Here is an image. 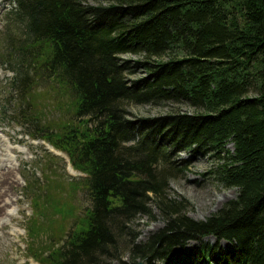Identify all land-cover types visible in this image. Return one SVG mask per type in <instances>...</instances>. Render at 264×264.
I'll return each instance as SVG.
<instances>
[{
    "label": "trees",
    "instance_id": "16d2710c",
    "mask_svg": "<svg viewBox=\"0 0 264 264\" xmlns=\"http://www.w3.org/2000/svg\"><path fill=\"white\" fill-rule=\"evenodd\" d=\"M10 2L2 125L20 120L24 136L65 154L89 198L78 228L33 254L38 264H264V0ZM39 80L71 99L59 131L33 114ZM166 102L194 111L136 120L126 111ZM184 151L211 154L209 174L237 190L201 221L168 193ZM156 216L162 228L137 241L135 222ZM205 237L231 248L183 252Z\"/></svg>",
    "mask_w": 264,
    "mask_h": 264
},
{
    "label": "rangeland",
    "instance_id": "374dc122",
    "mask_svg": "<svg viewBox=\"0 0 264 264\" xmlns=\"http://www.w3.org/2000/svg\"><path fill=\"white\" fill-rule=\"evenodd\" d=\"M103 1L88 0V3ZM12 6L10 0H0V53L5 46L7 14ZM14 26L12 30L16 31L13 33H17ZM123 58L135 60L138 56L125 55ZM141 75L142 72H138L133 77ZM12 77L13 74L0 65V110L4 100L7 101L3 93ZM30 100L33 114L52 130L59 131L63 122L69 120L71 99L55 81L39 80ZM5 107L10 109L13 106ZM126 111L129 119L136 120L174 111L193 113L194 110L186 104L166 102L159 106L130 105ZM19 124L20 120L14 118V122L2 125L0 118V181L7 178V183L0 186V264H38L33 254L45 257L44 250L64 239L68 230L78 228L84 209L89 206V198L80 180L84 174L72 169L66 155L48 143L24 136L27 130L20 128ZM227 147L232 150L231 146ZM173 158L186 168L169 182L168 193L172 198H183L188 202L186 215L189 218L204 220L235 198V188L221 186L209 174L217 164V159L211 154L199 156L184 151ZM7 172L10 177L6 176ZM162 226L158 216L153 220L141 217L132 230L137 235V241H144ZM205 244L212 247L213 257L231 248V244L225 241L217 242L212 237H205L187 242L183 252ZM123 260L130 261L128 255H123ZM179 262L174 261L175 264H182Z\"/></svg>",
    "mask_w": 264,
    "mask_h": 264
},
{
    "label": "bare ground",
    "instance_id": "6f19581e",
    "mask_svg": "<svg viewBox=\"0 0 264 264\" xmlns=\"http://www.w3.org/2000/svg\"><path fill=\"white\" fill-rule=\"evenodd\" d=\"M6 176L10 177L9 172L6 173ZM6 183H7V178H3L2 181H0V186H2V184H6Z\"/></svg>",
    "mask_w": 264,
    "mask_h": 264
},
{
    "label": "water",
    "instance_id": "95a60500",
    "mask_svg": "<svg viewBox=\"0 0 264 264\" xmlns=\"http://www.w3.org/2000/svg\"><path fill=\"white\" fill-rule=\"evenodd\" d=\"M135 264H144L142 261H137Z\"/></svg>",
    "mask_w": 264,
    "mask_h": 264
}]
</instances>
